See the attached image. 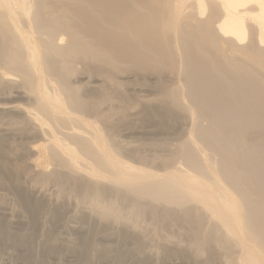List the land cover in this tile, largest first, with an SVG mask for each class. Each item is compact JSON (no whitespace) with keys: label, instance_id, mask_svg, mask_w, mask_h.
I'll return each mask as SVG.
<instances>
[{"label":"bare ground","instance_id":"obj_1","mask_svg":"<svg viewBox=\"0 0 264 264\" xmlns=\"http://www.w3.org/2000/svg\"><path fill=\"white\" fill-rule=\"evenodd\" d=\"M0 168L28 263L264 264V0H0Z\"/></svg>","mask_w":264,"mask_h":264},{"label":"rangeland","instance_id":"obj_2","mask_svg":"<svg viewBox=\"0 0 264 264\" xmlns=\"http://www.w3.org/2000/svg\"><path fill=\"white\" fill-rule=\"evenodd\" d=\"M181 127H182V125H180V124H177L176 126L174 125V131L176 132L178 129L180 130L181 129ZM176 128H178V129H176ZM176 129V130H175ZM178 130V131H179ZM1 169V168H0ZM2 172V173H1ZM6 173V172H5ZM5 173L3 172V171H0V181H2V182H0L1 184V186L3 187H1L0 186V195H4V196H6V204H4V205H0L2 208H0V218L3 216H5L4 218L5 219H10L11 217V219H14V220H17V219H23V218H27L26 216H27V210H26V205H25V203H23L24 201L23 200H21L20 198H17L18 197V195H17V190L18 189H15L14 188V186H13V182H15V180H13V179H16V178H19L20 176L19 175H21V174H19V175H16V178H14L15 177V174L13 175V173H6V175H5ZM12 174V175H11ZM19 176V177H18ZM22 177H21V179H22V182H23V185H25V186H27V187H29V186H31V181H29V179L27 180V178L25 177V175H21ZM24 177V178H23ZM2 178V179H1ZM7 178V179H6ZM20 179V180H21ZM25 181V182H24ZM30 182V183H29ZM4 183H6V184H4ZM25 183V184H24ZM7 186V187H6ZM14 189V190H13ZM4 192V193H3ZM12 195H13V197H12ZM10 197V198H9ZM13 198V199H12ZM16 198V199H15ZM15 200V201H14ZM20 200V201H19ZM23 201V202H22ZM10 203H13V204H10ZM19 205H18V204ZM7 205V206H6ZM4 206V207H3ZM25 206V207H24ZM22 207V208H21ZM19 208V209H18ZM16 209V210H15ZM9 210V211H8ZM15 210V211H14ZM3 211L5 212V213H3ZM23 211V212H22ZM21 212V213H20ZM8 213H10V214H8ZM25 213V214H24ZM7 214V215H6ZM14 214V215H13ZM9 215V216H8ZM25 215V216H24ZM43 215V214H42ZM41 215V216H42ZM15 216V217H14ZM2 217V218H3ZM3 218V219H4ZM41 219H42V217H41ZM43 220V219H42ZM20 227V226H19ZM19 227H16L15 226V228H10L12 231H15V232H17V233H24L25 231H26V227L27 226H25V227H23L22 228V226L19 228ZM31 227L30 226H28V230H31V231H29L28 233H30V232H32V234H33V236L32 237H34L33 239H32V241L33 242H35V244L39 241V240H41V239H43L44 237H43V235H42V237L40 236L42 233H41V231L39 230V229H37L36 228V230L39 232H37L36 230L34 231V230H32V229H30ZM21 231V232H20ZM41 233V234H40ZM56 232H54V233H52V235L53 234H55ZM4 236H6L4 239L6 240L7 238H8V240H6V241H4L3 240V237ZM0 237L2 238V241L0 240V264H32V263H28V262H31V261H29V260H31V259H28V258H30L29 257V255H28V257H26V249H25V247H22V246H20V245H15V243L13 242L14 240L11 238V236H7V234H5V235H0ZM9 237L11 238V240L9 239ZM49 237V236H48ZM0 238V239H1ZM41 238V239H40ZM10 240V241H9ZM34 240H36V241H34ZM5 242V243H4ZM33 242H31V244L33 243ZM18 246V247H17ZM20 246V247H19ZM32 246H34V243L32 244ZM35 248H36V246H35ZM35 248L33 249L34 250V252H35ZM9 251V252H8ZM25 251V252H24ZM8 252V253H7ZM25 254V256H23ZM43 256H45L44 258L46 259L47 258V256L46 255H43L42 254V260L44 259L43 258ZM41 257V256H40ZM28 260H27V259ZM50 259V258H49ZM28 261V262H27ZM42 264H44V262L42 263ZM62 264H68V263H66V262H62Z\"/></svg>","mask_w":264,"mask_h":264}]
</instances>
